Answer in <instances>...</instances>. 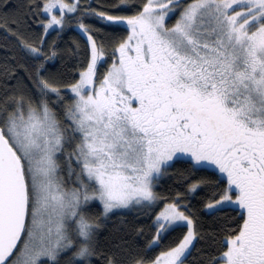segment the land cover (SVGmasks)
<instances>
[{
    "label": "snow or ice",
    "instance_id": "snow-or-ice-1",
    "mask_svg": "<svg viewBox=\"0 0 264 264\" xmlns=\"http://www.w3.org/2000/svg\"><path fill=\"white\" fill-rule=\"evenodd\" d=\"M0 30V264H264V0H0Z\"/></svg>",
    "mask_w": 264,
    "mask_h": 264
},
{
    "label": "trees",
    "instance_id": "trees-1",
    "mask_svg": "<svg viewBox=\"0 0 264 264\" xmlns=\"http://www.w3.org/2000/svg\"><path fill=\"white\" fill-rule=\"evenodd\" d=\"M115 0H93V3H94V6L96 4H100V5H105V4H111V3H114ZM87 23H92L94 25H96L97 27H100V28H103L104 25L103 24H96V21L95 20H87L86 21ZM109 31H111V29H109ZM55 36V33L52 34V37ZM77 36V33L75 31H68L66 34L63 35V39L65 41H69L70 38L72 37H76ZM4 33H3V30H0V44H3L4 43ZM52 37H49V39H51ZM78 38V37H77ZM107 38V37H106ZM62 47H70V45H62ZM4 49L3 48H0V55H3L4 53ZM111 61H109L110 63ZM56 66L57 67H61V63L59 60H57L55 62ZM65 64H66V68H63L62 70L65 71L66 73H71L73 70H74V67H75V63L74 61H69L67 59V57L65 58ZM177 167H182V166H177ZM179 186V178L176 177V176H173L171 178H163L161 180V183L158 187V191L160 192V194L162 196H166V195H169L170 194V191L177 188ZM162 207V205H161ZM158 210V209H157ZM121 218H124L129 224L134 222L135 220H138L140 223H144V224H147L149 221L146 219L145 216H142V215H139L138 213H136L135 211H123V212H117L116 213V216L113 217L109 227L110 229L115 226L117 228H122L123 226L121 225ZM211 221V218L210 217H207V216H204L203 217V222H204V225L205 227H207V225L210 223ZM180 229H177L176 231L174 232H171L163 241V244H169L172 240H174L180 233ZM114 235L116 236H119L121 235L120 232H116L114 233ZM197 247H203V242H201L200 245H198ZM156 251H159V249H157ZM197 252L196 250L194 249L193 250V253H192V256L189 258V262L188 264H191V260L195 259L197 257Z\"/></svg>",
    "mask_w": 264,
    "mask_h": 264
},
{
    "label": "rangeland",
    "instance_id": "rangeland-1",
    "mask_svg": "<svg viewBox=\"0 0 264 264\" xmlns=\"http://www.w3.org/2000/svg\"><path fill=\"white\" fill-rule=\"evenodd\" d=\"M125 211H135V210H125Z\"/></svg>",
    "mask_w": 264,
    "mask_h": 264
}]
</instances>
